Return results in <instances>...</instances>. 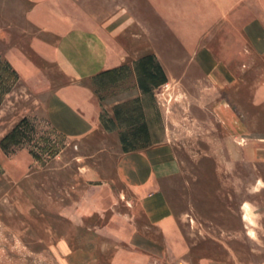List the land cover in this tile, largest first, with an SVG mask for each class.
<instances>
[{
	"label": "rangeland",
	"instance_id": "1",
	"mask_svg": "<svg viewBox=\"0 0 264 264\" xmlns=\"http://www.w3.org/2000/svg\"><path fill=\"white\" fill-rule=\"evenodd\" d=\"M36 3L0 0V76L6 63L19 76L0 105V264H264V0L53 2L79 33L130 56L110 69H126L120 81L82 82L102 128L80 140L46 115L67 80L30 50ZM12 49L37 78H20ZM200 50L226 64L221 91L196 64ZM219 101L247 125L229 130ZM164 143L174 149L159 156L176 164L150 190L151 222L117 163Z\"/></svg>",
	"mask_w": 264,
	"mask_h": 264
},
{
	"label": "crops",
	"instance_id": "2",
	"mask_svg": "<svg viewBox=\"0 0 264 264\" xmlns=\"http://www.w3.org/2000/svg\"><path fill=\"white\" fill-rule=\"evenodd\" d=\"M33 1L37 3L27 12V20L36 32L30 39V50L36 57L54 65L67 80L64 86L48 98L46 115L57 131L73 140H80L102 128L100 102L92 87L82 82L103 71L122 66L130 56L124 51L110 47L108 40L103 36L94 37L91 29L79 33L75 22L69 20V11L61 12L53 5V2L58 0ZM104 28L111 36H115L109 30V22L104 24ZM7 57L20 78H37V73L42 72L29 61L22 50L12 49ZM195 60L208 83L217 91H221V86H225V83L221 82L222 78L227 81L230 78L225 71L226 64L205 50H200ZM145 100L147 101V96H144ZM215 111L229 130L248 123L242 121L241 115H238L230 104L219 101ZM167 149L173 150L174 146L164 143L144 151L125 153L117 163L124 185L140 196V207L149 219L152 217L151 222H156L157 216L145 206L149 202L150 190L153 189L154 183L171 172L176 164L173 152L169 153L168 159L159 156L160 152ZM160 207L165 210L164 205Z\"/></svg>",
	"mask_w": 264,
	"mask_h": 264
},
{
	"label": "trees",
	"instance_id": "3",
	"mask_svg": "<svg viewBox=\"0 0 264 264\" xmlns=\"http://www.w3.org/2000/svg\"><path fill=\"white\" fill-rule=\"evenodd\" d=\"M0 60V65H1ZM4 67V73L2 76H0V105L3 99V96L10 92V90L13 88V86L16 84V82L19 80V76L17 72L6 63ZM116 70H107L102 73H100L97 78L102 79L108 77V79L112 82H118L120 81L121 73H123V70H126L125 68H120ZM119 76V77H118ZM25 122H22L18 127H16L11 134L6 136L2 141V146L4 149H8L10 145V141L13 139H19V134L21 131V127Z\"/></svg>",
	"mask_w": 264,
	"mask_h": 264
},
{
	"label": "built area",
	"instance_id": "4",
	"mask_svg": "<svg viewBox=\"0 0 264 264\" xmlns=\"http://www.w3.org/2000/svg\"><path fill=\"white\" fill-rule=\"evenodd\" d=\"M165 87H167V88H168V87H169V84H166V85H165Z\"/></svg>",
	"mask_w": 264,
	"mask_h": 264
}]
</instances>
